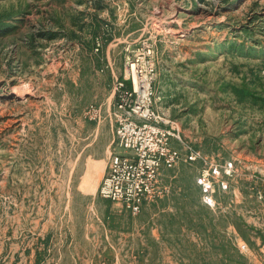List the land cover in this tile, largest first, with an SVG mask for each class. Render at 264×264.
Returning <instances> with one entry per match:
<instances>
[{
	"label": "rangeland",
	"instance_id": "1",
	"mask_svg": "<svg viewBox=\"0 0 264 264\" xmlns=\"http://www.w3.org/2000/svg\"><path fill=\"white\" fill-rule=\"evenodd\" d=\"M137 59L181 159L133 214L97 189ZM0 264H264V0H0Z\"/></svg>",
	"mask_w": 264,
	"mask_h": 264
},
{
	"label": "built area",
	"instance_id": "2",
	"mask_svg": "<svg viewBox=\"0 0 264 264\" xmlns=\"http://www.w3.org/2000/svg\"><path fill=\"white\" fill-rule=\"evenodd\" d=\"M138 60L126 70L130 86L120 82L113 91L115 139L127 155L109 164L97 189L101 199L119 203L133 214L158 196L156 184L160 172L172 169L181 159L180 151L172 147V139L178 136L166 127L169 121L153 108L154 64L151 60L141 66L143 62ZM194 158V153L189 151L186 160ZM198 184L204 199L210 202V181L206 175L198 179Z\"/></svg>",
	"mask_w": 264,
	"mask_h": 264
}]
</instances>
